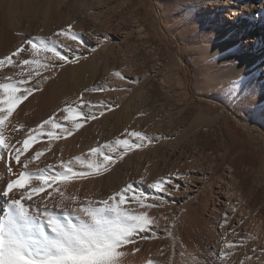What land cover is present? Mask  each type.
Here are the masks:
<instances>
[{"label":"rangeland","instance_id":"rangeland-1","mask_svg":"<svg viewBox=\"0 0 264 264\" xmlns=\"http://www.w3.org/2000/svg\"><path fill=\"white\" fill-rule=\"evenodd\" d=\"M188 5V0H0V48L2 47L4 51L15 46L14 40L9 41L2 36L5 29L17 32L22 37V41L23 38L25 40L37 35L51 36L70 22L83 33L92 32L95 34L92 39L85 37L88 47L96 48L95 53L89 55L88 52H85L84 55L88 57L87 59H82L78 64L65 66L62 70H58L54 78L63 76L61 78L64 79L65 77L64 82L65 85L68 84V93H73V96L68 94L71 99L67 98L66 102L77 99L85 87L104 84L105 91L85 95L90 96L93 100H110L114 105H120V108L117 107L118 110H116V107H113L115 110L106 112L104 116L98 117V120L85 123L82 129L73 133L72 139L77 140L75 142L90 139L89 141H93V144H96L95 142L103 143L105 140L114 139L116 135H121L124 128L129 127V129L142 130L153 137H158L163 133V138L154 139L147 147L135 150L122 161H118L110 172L83 179L90 192L81 194L82 199L87 194L89 196L86 197L94 198V200L106 197L113 191L122 188L127 182L138 180L145 168L148 169L149 180L174 171L186 173L183 180L177 181L180 184L179 192L174 197L166 199L162 207L150 210L152 215L161 217L155 235L152 238L139 241V244L141 243L139 245L140 252L143 251L147 255L149 253V258L153 257L156 264H186L184 262H188V256L185 261L180 260L179 256L183 250L181 245L184 246L183 248L186 245H191L192 242L188 243L190 242L188 240L192 235L188 237L189 239L187 238L188 240L186 239L187 241L184 239L187 237L186 235L190 234H193V239H191L194 242L193 245L196 243L197 245L193 246L194 249L188 247L190 249L186 250L192 258L199 259L201 257L200 248L205 245L204 241L199 240L202 231L199 230L201 232L198 236L194 227L190 230L188 222L191 219L190 212L187 206L184 207L186 204L184 201L182 202V199L193 195L199 196L200 200L204 199L207 186L214 182L218 176L223 175L228 169V165H232L236 169L237 178L239 182H242H240L242 188L238 185L237 190L244 192L246 204L252 199L253 204L255 203L254 210L258 206V208L264 206V139L261 137L264 135V113L257 114L253 111L252 106L256 104L251 101L256 98L255 96L241 101L245 107L235 108L234 98L229 91L233 87V81L241 76L245 79L240 85L238 96H243L246 85L249 83L264 88V81L260 78L263 70L258 71L259 76L258 74H247V64L239 63V58L243 53L240 45L236 50V57L231 59L232 61L229 58L224 59L230 57L226 54V57L218 55V57L210 58V70L217 74V78L210 82L211 85L207 83L204 74L206 65L196 62L197 50L194 47L201 45L208 38L212 40L219 33L221 16L218 13L216 16H209L203 9L190 14L187 10ZM13 21L21 23L20 26L25 29L32 27L33 29H30L32 32L38 28V33L34 35L30 31L26 34L25 31L15 29L11 25ZM48 26L53 28L50 29ZM105 35L108 37L107 40L104 39ZM254 41L257 48L264 46V38L259 39L258 37ZM254 41H251L248 46L252 52ZM242 45L245 43L242 42ZM181 48L185 50V59L179 73L176 71L175 75L181 79L182 83L179 84L177 82L179 79L174 78L164 84L163 77L166 79L173 72L167 73L166 71L162 75L158 70L168 64L170 60L172 61ZM2 49L0 51H3ZM92 59L93 61H91ZM119 62H122V65ZM235 62L237 63L233 64ZM113 68L122 70L126 79L121 81L118 78H113L111 76ZM90 79L92 80L89 82ZM73 83L74 87L71 86ZM120 93L123 97L125 96L122 98L124 100L120 99L122 97ZM33 94L35 93L33 92ZM199 111L207 114L208 118L206 117L204 122L196 123L195 118ZM119 119H122L121 122ZM99 135L101 137H98ZM94 136L95 138H93ZM87 150H84L83 153L86 154ZM76 155L75 153L71 157ZM42 166L44 167V165ZM209 173L210 176L207 177ZM201 185L205 187L199 189ZM106 190L107 192H105ZM93 191L95 192L93 193ZM145 191L150 190L145 189ZM101 192L102 197H100ZM90 193L93 195L90 196ZM194 204L196 208L192 207L193 210L199 208L201 203L194 202ZM181 205H184L183 210L178 216L173 230V236L179 238L175 243V237L170 241L169 237L165 235L164 228L168 227V222H172L174 213ZM209 205L211 206L210 201ZM199 209H197L198 212L202 211ZM4 210L5 206L1 204L0 213H4ZM205 211L206 209L204 214L207 216L209 212ZM164 217H168V219L165 220ZM259 218L254 219L258 221ZM179 221L182 222L181 225ZM252 224L248 226L247 233L244 232L232 238L233 241L239 240L243 243H236L235 252L230 258L231 264H238L243 256V260L247 261V264H264V252L261 251L264 246L262 245L259 250H256L249 244L248 239L252 238L250 235L255 233L252 232L253 230L250 231L254 225ZM185 230H188L190 234ZM192 231L194 232L191 233ZM253 235L255 237L256 233ZM245 238L248 239L245 240ZM262 238L263 241L264 237ZM183 240L188 244L185 245V242H181ZM200 243H202L201 246ZM206 246L209 247L208 249L214 248L210 243H207ZM190 250L194 253H191ZM179 253L180 255H178ZM214 253L212 251L211 257L208 256V258L212 260L216 257ZM235 257L239 260H236ZM245 257L250 259H245ZM179 260H183V262H179ZM213 261H217V257ZM245 261L244 264H246Z\"/></svg>","mask_w":264,"mask_h":264},{"label":"snow or ice","instance_id":"snow-or-ice-1","mask_svg":"<svg viewBox=\"0 0 264 264\" xmlns=\"http://www.w3.org/2000/svg\"><path fill=\"white\" fill-rule=\"evenodd\" d=\"M94 35L77 30L70 22L51 36L26 38L14 50L0 56V70L10 73L0 74V162L5 166L4 172H0V181L5 174L8 176L0 190V196L6 199L4 213L0 215V264H125L129 254L125 251L127 246L131 245L133 252L139 251L138 241L152 238L159 227L161 217L152 215L150 210L162 207L166 199L180 190L177 181L183 180L186 173L174 171L149 180L145 168L138 180L129 181L98 200L81 199L75 193L66 195L74 179L108 173L135 150L163 138V133L153 137L138 129L125 128L114 139L89 147L87 154L82 152L68 160L58 158L56 165L29 168L33 161L52 149L53 141L72 136L86 122L95 121L113 107H119L110 100H93L85 95L105 91L104 84H100L85 87L75 101L66 102L57 110L59 115L54 112L35 128L25 129L23 124L13 122L18 106L38 91L40 85L65 66L87 59L85 52L95 53L96 48H89L85 39H92ZM104 39H108L107 35ZM111 76L121 81L126 79L122 70L113 71ZM244 79L241 76L234 80L229 90L234 107L243 108L242 100L256 96L259 100L252 106L253 111L264 113V88L249 83L243 96H238ZM21 129H24L22 133ZM44 136L48 138L47 147L29 152ZM12 161L18 166L16 172ZM57 196L59 202H55ZM50 200L55 203L50 205ZM228 215L224 214L219 227L228 225L234 232ZM172 223L175 224V219ZM165 233L174 238L171 229L166 227ZM220 243L221 249L214 253L216 264H231L236 243L243 242L227 239V234H222ZM143 264L156 262L149 258ZM193 264L200 261L193 257ZM238 264H244V260H239Z\"/></svg>","mask_w":264,"mask_h":264},{"label":"bare ground","instance_id":"bare-ground-1","mask_svg":"<svg viewBox=\"0 0 264 264\" xmlns=\"http://www.w3.org/2000/svg\"><path fill=\"white\" fill-rule=\"evenodd\" d=\"M188 1H189V5L187 6L188 7L187 10L189 11L190 14H194L196 11H200L201 9H203L206 12V14L209 15V16L210 15L211 16L212 15L216 16L217 13L221 16V20H220L221 30L219 31V33L217 35L215 34L216 36L212 40H210V38H208L201 45H198V46L194 47L197 50L196 62L198 64L206 65V69H204L205 70L204 74H205L207 83L210 84V82H213L217 78V74L213 73L210 70V60H211L210 58L211 57H215V56L218 57V55H222L224 57L225 54H226V56L230 55V57H227V58H224V59H228L229 58V60H231V59L233 60L236 57V50H237V48H239L240 45H241L243 53H242V56L239 58V63L242 64V65L243 64L244 65L247 64V71H248L247 74H254V75L256 74L257 75L258 71L260 69L263 70V74H262V76L260 78L264 81V46H262V47L260 46L261 48H257V46H255V41H254L255 38H258V37H259V39L264 38V0H188ZM123 3H124V1H123ZM172 14H173V12H172ZM20 24H19V22H15V21L11 22V25L15 29H19V30L25 31V33L27 32L26 34L30 33V31H31L30 29L32 27L30 29L29 28L25 29L24 27L22 28V26H20ZM60 25H62V24H60ZM51 26L50 27L48 26V27L50 29H52L53 27H51ZM57 26H59V25H57ZM54 28H55V26H54ZM37 29L38 28H36L33 32L31 31V33H34V35H36V33H38ZM50 29H49V31H50ZM15 33L18 34L17 32H14L13 30H6L5 29V30H3V35L2 36H4V38L6 40H9V41L14 40L15 41L14 45L16 46L17 44H19L22 41V37L19 36V35H16ZM232 38H235V39H232ZM23 40H24V38H23ZM251 41H254L253 52L250 51L249 48H248V46L251 44ZM242 42L245 43V45H242ZM15 46H14V48H15ZM14 48L12 47V49H14ZM1 49H2V47L0 48V50ZM9 49L12 50L11 48H9ZM9 49H8V51L7 50L4 51L2 49L3 51H0V55L9 52L10 51ZM192 49H193V46H192ZM119 51H120V49H119ZM110 52H111V50H110ZM117 52H118V50H117ZM185 54H186L185 50L183 48H181V50L178 52V54H175L174 59L172 58L173 59L172 61L170 60V62L168 64H166L163 67L159 68L158 72H160L161 74L162 73H166V71H167V73L168 72L169 73L173 72L171 75L167 76L166 79H165V77H163V81H164L163 83L164 84L167 83V81H170V80H172L174 78L175 79H179V78L176 77L175 74H176V71H177V73H179V69H180V67H181V65H182V63H183V61L185 59ZM223 57H222V59H223ZM91 61H93V59ZM89 63H91V62H89ZM106 63H107V61H106ZM236 63L237 62H235L233 64H236ZM95 64H99V63H95ZM91 65H93V64H91ZM106 65H108V64H106ZM120 65H122V62L120 63ZM120 65H119V67H120ZM98 67H99V65H98ZM112 67H114V66H112ZM236 67H237V65H236ZM115 68H113L112 70L114 71ZM105 69H107V68H105ZM108 69H110V68H108ZM243 69H245V67H243ZM241 72H244V71H241ZM231 73L232 72H230V74ZM0 74L9 75L10 73H6L3 70H0ZM232 75H233V73H232ZM258 76H259V74H258ZM54 77L51 80L45 81L42 85H40V89H39V91L37 93L35 91L34 92L35 94H32L31 96L28 97L27 100L21 102V104L18 106L16 112H14V117H15V119L13 121L14 123H16L17 125L23 124L25 126V129H27V128H35V126L37 124H39L43 120L47 119L54 112L57 113V115H59V112L57 110L60 109V108H63L65 103H66L65 100H67V98H69V97L71 99V96L68 97V94H69L68 93V89H67L68 84L65 85V82H64L65 81V77H64V79L61 78L63 76H61L59 78L58 77L54 78ZM91 80L92 79H90L88 81L90 82ZM93 81H94V79H93ZM84 82H85V80L83 81V83ZM177 82L179 84L182 83L181 79L177 80ZM29 83H31V81H29ZM81 84H79V85L82 86L83 84L82 85ZM203 84H204V82H203ZM203 84H202V87H203ZM73 85H74V83L71 86H73ZM79 85H77V86H79ZM90 86H93V85H90ZM213 87H214V85H213ZM69 92L71 93V91H69ZM142 92H143V90H142ZM72 94H69V95H72ZM122 98H125V96L123 97V95H122V97L120 98L121 100H124ZM142 98H144V97H142ZM256 98L253 99V101H251V103L257 104L259 98H257V99ZM72 100L75 101L76 99H72ZM126 107H127V105H126ZM127 109H128V107H127ZM116 110H118L117 107H116ZM112 114H113V112H112ZM130 115H132V114H130ZM112 116H114V115H112ZM105 117H107V116H105ZM206 117H207V114L203 113L202 111L201 112L199 111L197 117L195 118L196 119V123L204 122L208 118V117L207 118ZM130 119H131V117H130ZM121 120H120V122H121ZM104 122H105V119H104ZM23 131H24V129L20 130L21 133ZM79 133H80V131H79ZM101 133H102V131H101ZM79 135H81V134H79ZM102 135H103V133H102ZM67 137L68 136L60 138V139H56L55 141H53L52 142V149L50 151L45 152L42 156H40L38 158V160L33 161V163H31L29 165V168L30 169H36V168L43 167L42 165H44V167H45L48 164H57L58 158L59 159H63V160H68V159H70L71 155H75V153L77 155H79L78 153L84 152V150L88 149L90 146L92 147V145H96L97 144V142H95L96 144H93L94 142L93 141H89L90 139L89 140L87 139V141L82 140L81 142H75L77 140L74 141V139H72V136H69V138H67ZM98 137H101V136L99 135ZM261 137H263V139H264V135L261 136ZM21 138H23V137H21ZM93 138H95V136ZM95 141H97V140H95ZM165 141L167 142V140H165ZM47 144H48V138L46 136H44L40 140H38L36 143H34L32 145V148L29 149V152H32V149L39 150L40 147H47ZM86 154H87V152H86ZM25 155H28V153H25ZM22 159H23V157H22ZM11 163H12V166H13V171L14 172L18 171V166L15 164V162L12 161ZM76 167H78V165ZM78 168H80V166ZM227 168L228 169H226V171H225V173L223 175L218 176V178L214 182L210 183L209 186H207V188H206V192H207L206 196L204 195L205 196V198H204L205 200L204 199L200 200L198 198L199 196H196V195L195 196L193 195V196H190V197H185L184 200L182 199V202L184 201V203L186 204L185 206L184 205L183 206L184 207L187 206L188 210L190 212L189 215L191 216V219L189 217L190 220L188 221L189 225H190L189 226L190 230H192V228L194 227L195 229L194 228L193 229L196 230V233H198V236L200 234H202V236L201 235L199 236L201 238L199 240L200 241L202 240V241L205 242V245L204 246L202 245V247L200 248V252L202 253V255L199 252H197L201 256L198 259L200 261V264H204V261H207L208 264H216L217 261H213V259L216 258V257L212 258V260H211L210 258H208V256L211 257L212 251L216 252V251H219L221 249L222 245L220 243V240H221V235L222 234H227V239H231L232 240V238H235L236 236H239V234H242V233L246 232L247 230H249L248 226H250V224H252V223L254 224V225L252 224L253 225L252 227L254 229L252 228V229H250V231L253 230L252 232L256 233L255 237L258 238V239H256V238L255 239H252V238L248 239L247 238L249 240L250 247H253V248L255 247L256 250H259V248L262 245L264 246V240L263 241L261 240V238L264 237V206H262L260 208H258L259 207L258 206L254 210V208H255L254 204L255 203L253 204V200L252 199L251 200L249 199L250 200V201H248L249 203L246 204V201L244 199V194H243L244 192L237 190V188H238L237 186L238 185L241 186V184H240L241 181L239 182V180L237 178L236 169L232 165H228ZM4 170H5L4 163L0 162V172H4ZM137 170H138V168H137ZM210 173H211V171H210ZM210 173L207 175V177L210 176ZM7 179H8V176H7V174H5L4 180L0 181V190H2V188L4 186V183L6 182ZM86 185L87 184H85V181L83 182V179L82 180L81 179H74L73 181L70 182V184H69V186H68V188L66 190V195H71L72 193H75L76 195H78L81 198V194L82 193H84V192L89 193L90 192V190L88 191V187ZM204 187H202V185H201V186H199V189L200 188H204ZM240 188H242V186ZM97 190H99V189H97ZM241 190H243V189H241ZM108 191H110V190H108ZM94 192L95 191H93V193ZM105 192H107V190ZM96 193H97V191H96ZM91 194L92 193H90V196H91ZM100 194H101L100 197H102V192ZM100 194H98V195H100ZM41 195H43V194H41ZM84 196L86 197V196H89V195L87 194V195H84ZM97 197H99V196H97ZM97 197H95V198H97ZM208 197H209V200H208ZM34 199H35V197H34ZM59 200H60V198H59V196H57L55 202H59ZM209 201L211 202V206L209 205ZM55 202H52L50 200V205L52 203H55ZM194 202L201 203L199 205V208L201 207V209H199V208H197V209H199V211L200 210H202V211L198 212L197 209H195V210H193L194 208L192 209V207H194V206L196 208V205L194 204ZM64 203L68 204L69 202L65 201ZM1 204H2V206H5V204H6V199L3 198L2 196H0V205ZM183 206L181 205V207L180 206H178L179 208L177 207L178 209L173 215V219H175V222H176L178 216L181 214V212L183 210ZM205 209H206V211L209 212V214L206 213V214H208L207 216L204 214V210ZM225 213L229 214L227 219L230 222L231 228L235 229L234 232L231 231V229H230V227L228 225H225L222 228L219 227V225H221L223 223V219H224V214ZM2 214L0 213V215H2ZM256 217H260L259 218L260 220H258V221L255 220ZM186 219L188 220V218H186ZM168 223H166V224H168L167 228L171 229V231L173 232L174 224L172 222H168ZM181 224H182V222H180V225ZM187 227H188V225H187ZM164 230H165V228H164ZM175 230H176V228H175ZM199 230H201L202 233L199 234V232H201ZM193 232L194 231H192L191 233H193ZM188 233H189V231H188ZM250 233L251 232H249V234ZM255 233H253V234H255ZM253 234L250 235V237H254ZM165 235H166V233H165ZM186 236H187L186 238L183 237L185 240L189 236L192 237V238L189 237L190 240H188L189 238L187 239L188 241H190L188 243L192 242L191 243L192 246L190 244H189L190 246L186 245V243H187L186 241L187 240L186 241L185 240L181 241V242H185L186 247L183 248L184 246L181 245V248L183 250H185V251L182 250L181 255H180V253L178 255H180L179 256L180 260L183 259L184 261L187 260L186 257L188 256V262L193 264V261L191 260V258H192L191 254L187 250L190 249V248L192 249V247L194 245H197V243L193 245L194 242H193V240L191 241V239H193V234L186 235ZM156 237H157V235H156ZM164 237H163V239H164ZM174 237H175V239L173 237H169V240L172 241L171 239H174V242L178 241L177 239H179V238L177 236H175V235H174ZM194 237H196V236H194ZM247 239L245 238V240H247ZM199 240H197V241H199ZM207 243H210V245L213 246L214 248L213 249H211V248L208 249L209 247L206 246ZM138 244H139V241H138ZM201 244L202 243H200V246H201ZM179 245H177V246H179ZM247 246H248V244H247ZM188 247H190V248H188ZM194 247H193V249H194ZM177 248H180V247H177ZM140 250H141V248L139 249V251L133 252L131 245L127 246L125 251H127L129 254L125 258V264H143V262L149 258V256H148L149 253L147 255V254H144L143 251H142V253H143L142 254L140 252ZM190 252H191V250H190ZM191 253H194V252H191ZM197 253H195L196 255L195 254L194 255L197 256ZM186 254H188V255H186ZM243 257H242V260H243ZM195 258L197 259V257H195ZM152 259H153V257H152ZM189 259H190L191 262L189 261ZM235 259H236V257H235ZM180 260H179V262H183V260L182 261H180ZM236 260H239V258H237ZM174 262H175V260H174ZM188 262H184V263L187 264ZM245 262L247 264V261H245ZM235 263H237V262L235 261Z\"/></svg>","mask_w":264,"mask_h":264}]
</instances>
